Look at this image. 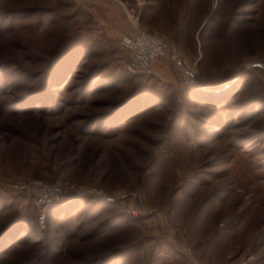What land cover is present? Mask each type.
<instances>
[{
  "label": "rangeland",
  "instance_id": "1",
  "mask_svg": "<svg viewBox=\"0 0 264 264\" xmlns=\"http://www.w3.org/2000/svg\"><path fill=\"white\" fill-rule=\"evenodd\" d=\"M26 177L95 192L40 226ZM0 264H264V0H0Z\"/></svg>",
  "mask_w": 264,
  "mask_h": 264
},
{
  "label": "built area",
  "instance_id": "2",
  "mask_svg": "<svg viewBox=\"0 0 264 264\" xmlns=\"http://www.w3.org/2000/svg\"><path fill=\"white\" fill-rule=\"evenodd\" d=\"M131 23L136 29L132 33H124L120 39L121 45L127 52L125 68L128 72L139 76L147 75L160 58L166 57L171 59L175 66L184 73L185 80L189 84L199 77L196 61H192L187 54L180 51L168 37L155 30L139 27L137 18L133 15ZM18 187L32 195L39 208L37 220L40 226L45 225V212L48 206L73 201L95 192L94 188L83 182L63 178L47 180L26 177L19 182Z\"/></svg>",
  "mask_w": 264,
  "mask_h": 264
},
{
  "label": "trees",
  "instance_id": "3",
  "mask_svg": "<svg viewBox=\"0 0 264 264\" xmlns=\"http://www.w3.org/2000/svg\"><path fill=\"white\" fill-rule=\"evenodd\" d=\"M87 55H89V54H87ZM91 55V54H90Z\"/></svg>",
  "mask_w": 264,
  "mask_h": 264
},
{
  "label": "water",
  "instance_id": "4",
  "mask_svg": "<svg viewBox=\"0 0 264 264\" xmlns=\"http://www.w3.org/2000/svg\"><path fill=\"white\" fill-rule=\"evenodd\" d=\"M241 75V74H240Z\"/></svg>",
  "mask_w": 264,
  "mask_h": 264
}]
</instances>
